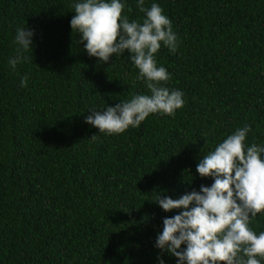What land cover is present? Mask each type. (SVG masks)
Returning a JSON list of instances; mask_svg holds the SVG:
<instances>
[{
    "label": "trees",
    "instance_id": "obj_1",
    "mask_svg": "<svg viewBox=\"0 0 264 264\" xmlns=\"http://www.w3.org/2000/svg\"><path fill=\"white\" fill-rule=\"evenodd\" d=\"M74 2L0 0V264H177L155 245L179 210L156 195L211 186L199 160L246 123V143L264 146V0H145L178 38L155 58L185 103L117 135L86 124L91 110L150 93L127 52L106 64L88 55ZM121 2L143 19L137 0ZM17 29L34 33L33 50L13 70ZM250 221L264 231V213Z\"/></svg>",
    "mask_w": 264,
    "mask_h": 264
},
{
    "label": "clouds",
    "instance_id": "obj_2",
    "mask_svg": "<svg viewBox=\"0 0 264 264\" xmlns=\"http://www.w3.org/2000/svg\"><path fill=\"white\" fill-rule=\"evenodd\" d=\"M72 7L70 26L81 37L88 55L106 64L112 56L127 52L138 69L136 79L143 81L150 93L91 110L86 124L98 129L99 134L117 135L129 127H139L150 114L173 116L184 106L182 91L163 86L170 75L165 67L157 66L155 58L162 45L173 54L178 48L171 20L162 7L156 3L145 7V0H137L143 19L132 21L122 15L125 4L121 0H79ZM33 35L28 29H17L13 41L16 55L8 60L13 70L27 60L24 53L32 49ZM27 79L22 78V86H27ZM251 131L247 123L236 128L199 160L196 172L202 179L211 178V186L201 185L199 191L178 199L156 195L155 203L164 212L179 210L163 219L155 245L175 257L177 264L264 261V231L257 234L249 226L250 218L264 213V146L246 143ZM99 134L91 140H97ZM160 264H164L162 259Z\"/></svg>",
    "mask_w": 264,
    "mask_h": 264
}]
</instances>
